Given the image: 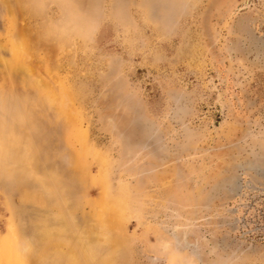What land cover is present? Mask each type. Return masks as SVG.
<instances>
[{
	"label": "rangeland",
	"instance_id": "obj_1",
	"mask_svg": "<svg viewBox=\"0 0 264 264\" xmlns=\"http://www.w3.org/2000/svg\"><path fill=\"white\" fill-rule=\"evenodd\" d=\"M9 247L264 264V0H0Z\"/></svg>",
	"mask_w": 264,
	"mask_h": 264
},
{
	"label": "bare ground",
	"instance_id": "obj_2",
	"mask_svg": "<svg viewBox=\"0 0 264 264\" xmlns=\"http://www.w3.org/2000/svg\"><path fill=\"white\" fill-rule=\"evenodd\" d=\"M0 251H2V250H0ZM3 252H5V257H3V258H6L7 260H9V262H11V264H21V262H20V260L22 258L21 254H19L15 250L10 249V247L9 248H3ZM74 263L76 264L77 262L74 260Z\"/></svg>",
	"mask_w": 264,
	"mask_h": 264
}]
</instances>
